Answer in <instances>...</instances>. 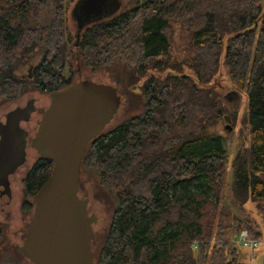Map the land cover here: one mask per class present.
Returning a JSON list of instances; mask_svg holds the SVG:
<instances>
[{
    "label": "trees",
    "instance_id": "obj_1",
    "mask_svg": "<svg viewBox=\"0 0 264 264\" xmlns=\"http://www.w3.org/2000/svg\"><path fill=\"white\" fill-rule=\"evenodd\" d=\"M73 1L0 0V101L19 98L30 87L62 89L76 81L75 65L92 71L121 65L130 72L128 85L140 87L142 110L94 137L81 164L80 176L84 169L93 172L116 202L94 264H250L236 242L244 229L264 237L261 0H133L75 36L66 32ZM185 32L190 75L177 73L180 65L170 55L174 36ZM36 49L43 57L32 78L18 75L17 67ZM222 67L247 98L249 148L231 162L230 184L232 158L218 127L236 115L213 83ZM128 89L123 84L119 92ZM52 168L53 160L39 154L27 169L25 214L32 217L35 195ZM250 202L261 221L242 217ZM4 232L0 223V239ZM9 249L15 261L3 264H33L18 245Z\"/></svg>",
    "mask_w": 264,
    "mask_h": 264
},
{
    "label": "water",
    "instance_id": "obj_2",
    "mask_svg": "<svg viewBox=\"0 0 264 264\" xmlns=\"http://www.w3.org/2000/svg\"><path fill=\"white\" fill-rule=\"evenodd\" d=\"M110 1L111 6L108 0H81L79 29L118 12L122 0ZM105 2L108 11L103 9ZM85 14L93 17L84 20ZM49 96L50 103L42 112L32 145L39 154L53 160V168L35 195L32 218L20 251L33 264H94L92 242L98 215L89 212L90 198L80 195V169L90 141L119 111L122 95L115 84L79 79ZM32 103L18 120L21 108L9 114L8 124L11 122L16 129L2 136L1 142H8L5 139L13 137L17 130L24 132L20 120L28 116ZM8 124L4 127L10 130ZM21 142L22 139L20 149ZM22 155L24 162L23 151Z\"/></svg>",
    "mask_w": 264,
    "mask_h": 264
},
{
    "label": "rangeland",
    "instance_id": "obj_3",
    "mask_svg": "<svg viewBox=\"0 0 264 264\" xmlns=\"http://www.w3.org/2000/svg\"><path fill=\"white\" fill-rule=\"evenodd\" d=\"M78 5L73 1L69 3V8L66 13V32L67 34L74 35L79 28V21L77 17L80 15L81 8V0H77ZM77 5L75 11L74 8ZM133 0H123V4L120 10H126L133 6ZM108 5H112L111 1H108ZM262 8L264 9V0H261ZM182 37L179 38L177 35L174 36L175 39L172 40V50H171V60L173 63L180 65V70L177 73H185L192 74L190 71L189 63L186 60L190 61V34L185 32L184 34H180ZM75 36V35H74ZM173 37V38H174ZM43 57V50L36 49L33 53H31L26 60L21 63L17 67V74L21 76H29L32 78L33 70L31 67H36L39 61ZM34 67V68H35ZM80 67V66H79ZM130 73L129 70L124 69L121 65H115L111 67H106L97 71H92L89 68H76L74 72V79H94L97 81H103L107 83L115 84L122 88V85H127L129 89L126 91L120 92L122 95V105L117 112L114 119L107 126V129L112 128L119 124L121 121L129 118L130 116L137 114L142 110V101L139 98V93H141V89L136 84L134 87L128 85V76ZM151 73V72H150ZM166 73V72H163ZM70 73H65L67 77ZM118 75H122L123 81H119L116 77ZM214 85L216 84L217 88L223 94V101L227 105L229 109V113L236 115V119H223L219 123L218 130L226 137L225 147L227 153L230 156L228 167H227V176L226 182L230 184L232 181V165L231 162L233 159L239 154H247L249 148V128L248 125L244 122L245 114L247 113V98L245 90L238 88L230 79L229 72L226 67H222L220 73L215 76ZM117 80L120 83L117 82ZM50 92H40L34 88H28L23 95L19 98L12 100H3L0 101V122L5 123L7 120V115L9 112H14L16 109L21 108L22 115L24 116L31 102H34V106L37 107V110L32 111V117L29 123L22 118L20 120L21 126L30 125L31 135H34L39 124V120L41 118L43 110L50 103ZM29 103V105H28ZM27 106V107H26ZM232 117V116H229ZM9 129L1 125L0 127V136H8ZM16 136L6 138L8 141L6 143V150L8 152L2 151V147H0L1 153V165L0 168L4 172L11 171L14 169L16 165L19 168L17 173V180L12 185L14 190V203L11 206L12 210V219L8 225L5 226L4 236L0 239V264L10 262L12 259L15 261V254L13 253V249H9L11 245H20L22 244L19 236L15 233L18 228L21 226L22 218L30 221L31 213L25 214V211L22 210L21 202L23 201L24 188L23 184L20 183V178L22 175L26 174L27 169L36 161L39 154L35 148H28L27 154L24 162L22 151L19 148L20 143V132L17 130L15 133ZM10 139V141H9ZM22 163V164H20ZM80 192L82 196H86L90 198L89 209L91 212L98 215V221L94 225V240H93V251L96 254L98 253L103 240L106 237L108 229L111 224L112 216L116 208L115 195L114 192L109 190L106 187H103L99 181L97 180L95 174L88 170H83L82 175L80 176ZM226 200L227 203L231 204V196L229 192V188H226ZM255 202H250L247 204V212L242 215V217L246 218L247 213L249 214L250 219L260 220V214L255 209ZM234 209V207L232 206ZM236 209V208H235ZM33 213V212H32ZM3 220H7L5 217H2ZM239 238H237L236 245L238 250L240 251V258L245 260L251 264V261H256V264H264V248H260L259 250L253 253L254 258H252L251 252L244 248L239 242ZM264 243V237L260 239V244ZM252 258V259H251Z\"/></svg>",
    "mask_w": 264,
    "mask_h": 264
},
{
    "label": "flooded vegetation",
    "instance_id": "obj_4",
    "mask_svg": "<svg viewBox=\"0 0 264 264\" xmlns=\"http://www.w3.org/2000/svg\"><path fill=\"white\" fill-rule=\"evenodd\" d=\"M108 1L110 2V0H108ZM103 9H104V11H108L109 10V8L106 5V2L104 4ZM85 16L86 17L85 18H82V19H84V20L85 19H91L93 17V16H88L86 14H85ZM82 17H84V16H82ZM34 67H31V69H29V70L30 71L33 70ZM28 105H29V103H28ZM32 105H33V108L31 107L32 110H30L28 116H26L24 118V120L27 121V123H29V121L31 120L32 111L33 110H37V107L34 106V104H32ZM10 113L12 114V112H9V114ZM9 114L7 115V120H6L5 123L0 122V127H1V125L4 126V125H7L8 124V120H9V117H10ZM22 116H23L22 113H19L18 116L16 117L17 120L20 119ZM12 126H15V125H11V122H10L8 124V127L11 128L9 130L10 133L14 132V130L16 129L15 127L13 128ZM21 128H22V130L25 133L24 132H20V137L22 139V142H21L20 146H21V149L23 151V154L26 157L28 148H34L33 145H32V137L34 135H31L30 134L31 133V130H32V128H31L30 125L25 126V127L24 126H21ZM13 136H15V135H13ZM1 140H2V137L0 136V147H2V151L8 152L6 150V148H5L6 147L5 145H6L7 142L4 143V142H1ZM2 151L0 152V156H1ZM0 165H1V161H0ZM18 171H19V168H17V167L14 168L13 170H11L10 172L9 171L4 172L0 168V223L4 226V228H5L6 225L9 224V222L11 221V219L13 217V215H12L13 213H12V210H11V206L14 203V190H13V186L12 185L17 180V176H18L17 173H18ZM24 177H25V174L22 175L21 178H20V183L21 184H23V178ZM80 195L82 196L81 192H80ZM82 197H86V196H82ZM23 201H24V195H23ZM22 202H21V205H22ZM89 212L92 213L90 211V209H89ZM2 217H5L7 220H3ZM25 222H26V220L22 218V220H21V226L15 232L17 234V237L19 236L21 242H23V239L25 238V236L27 234V231L25 232V230H26V228H25ZM28 225H27V230H28ZM18 246H19V249H20V245H18Z\"/></svg>",
    "mask_w": 264,
    "mask_h": 264
},
{
    "label": "built area",
    "instance_id": "obj_5",
    "mask_svg": "<svg viewBox=\"0 0 264 264\" xmlns=\"http://www.w3.org/2000/svg\"><path fill=\"white\" fill-rule=\"evenodd\" d=\"M238 238V242L248 249L251 252L252 258H254L253 253L256 251L257 245L260 244V238L251 237L246 229L241 231Z\"/></svg>",
    "mask_w": 264,
    "mask_h": 264
},
{
    "label": "clouds",
    "instance_id": "obj_6",
    "mask_svg": "<svg viewBox=\"0 0 264 264\" xmlns=\"http://www.w3.org/2000/svg\"><path fill=\"white\" fill-rule=\"evenodd\" d=\"M260 248H264V243L257 245V250H259ZM251 264H256V261H251Z\"/></svg>",
    "mask_w": 264,
    "mask_h": 264
},
{
    "label": "crops",
    "instance_id": "obj_7",
    "mask_svg": "<svg viewBox=\"0 0 264 264\" xmlns=\"http://www.w3.org/2000/svg\"><path fill=\"white\" fill-rule=\"evenodd\" d=\"M243 261H245V260H243ZM245 262H247V261H245Z\"/></svg>",
    "mask_w": 264,
    "mask_h": 264
}]
</instances>
